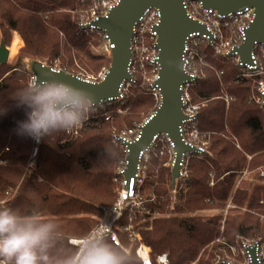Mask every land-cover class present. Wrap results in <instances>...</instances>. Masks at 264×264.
Wrapping results in <instances>:
<instances>
[{
	"label": "trees",
	"instance_id": "16d2710c",
	"mask_svg": "<svg viewBox=\"0 0 264 264\" xmlns=\"http://www.w3.org/2000/svg\"><path fill=\"white\" fill-rule=\"evenodd\" d=\"M76 7L75 0H0V41L3 38L9 45L15 31L23 42L15 66L0 62V201L8 199L7 207L22 215L39 211L54 219L68 244L70 238L93 229L104 216L100 207L113 200L118 148L112 142V126L120 129L122 122L132 126L148 113L158 94L147 80L156 74V67L148 63L140 67L136 60L129 99L91 113L72 140L64 132L42 137L32 156L31 137L17 134L29 109L18 107L15 95L32 78L21 59L56 60L59 69L83 76L110 64L109 58L91 51L97 33L80 32L71 19ZM224 34L232 37L229 29L224 28ZM204 60L210 66H199L189 94L193 103L202 105L196 124L199 136L209 135L207 155L189 157L188 176L173 205L181 215L148 220L147 228L135 224L152 257L167 253L170 264H216L240 240L264 239V181L256 174L264 168V111L252 98V81L241 76L232 56L211 49ZM117 108H127L122 119ZM103 112L112 113L113 120H105ZM150 162L154 167L159 163L155 156ZM158 169L149 172L145 181V190L156 195L145 207L151 213H167L172 202L171 173ZM245 170L252 177L242 176ZM149 193L144 192V197L149 198ZM228 202L235 207L224 216ZM208 209L217 213L196 215ZM120 236L135 252L139 242Z\"/></svg>",
	"mask_w": 264,
	"mask_h": 264
},
{
	"label": "built area",
	"instance_id": "2783aa9c",
	"mask_svg": "<svg viewBox=\"0 0 264 264\" xmlns=\"http://www.w3.org/2000/svg\"><path fill=\"white\" fill-rule=\"evenodd\" d=\"M75 1L77 2L75 11L79 16L76 22L78 30L87 34L97 33L101 41V45L94 48V53L97 55L111 56V50L114 47V44L108 40V36L103 31L99 30L96 22H98L101 17L106 16L109 11L120 2V0ZM184 7L188 17L195 19L200 24L204 25L205 31H196L190 33L184 43L182 57L184 61L183 70L189 75L190 80L186 81L180 87L181 100L184 107L183 111L185 115H187V119H185L182 125L179 127V132L182 135L185 143L189 144L190 146H196V152H187L182 154L181 160L179 162L180 178L176 181L174 187H172L171 184V195L177 194L176 192L181 190L184 185V182L188 176V161L190 155L195 154L198 157H203L207 154V142L205 140L197 142L199 131L196 123L200 105H196V103L193 104L189 94V88L191 84L198 78L197 70L199 65L198 68H196L195 63L197 60H204L206 53L211 49H214L216 54H220L222 56H232L235 63L241 69V76L252 81V98L254 102L258 104L264 111V44L254 42L253 49L250 52L249 62H242L237 51V49L246 39V30L255 19V9L253 7H245L238 11L223 15L215 10L204 7L202 2L193 0H185ZM159 22V10L155 8H149L143 13L138 21L134 23L132 37L133 55L130 63L131 73L136 60L140 62V67H143L144 63H148L151 66H155L157 69L156 59L158 56V51L154 45L157 37L156 26L159 24ZM224 28L229 29L232 34V37L226 41L223 40ZM108 67L109 66L104 67L96 76H78L88 81H99L107 75ZM153 77L155 78L156 74ZM130 82L134 81H125L120 87L119 96L109 98L108 100L103 101L101 104L96 105V108L93 112L96 113L97 109L103 108L107 103L122 102L125 100L128 95L127 90ZM116 111L121 112L120 109ZM102 116L105 120L111 119V115L105 112L102 113ZM87 121L82 127L72 130L70 133H67V135L76 136L85 127ZM141 124L142 123L134 126L133 128H126L115 136V141L121 148V158L118 162L114 178V181L116 182V191L112 202L107 206L100 207L104 213V216L100 219L98 224L107 223L111 226L112 241L117 245L125 246L120 236L122 234L127 237L130 243L135 241L139 242L135 248V253L140 258L141 264H170L167 253L157 254L152 257L150 247L140 241V234L133 222V216L136 212H141V210L143 211L145 217L147 215L150 217L153 214L148 209H146L145 203L154 201L156 195L150 193L148 194L150 197L146 198L143 194L145 181L148 178L147 165L150 164V154L154 152L155 157L158 160L165 157L166 161L161 162V166L171 170L176 161L174 155L175 144L170 139L168 134L162 133L155 135L153 137V142L148 147V149L140 152L139 160L136 165V172L131 177H128V175L124 173L128 165L127 155L129 152V149L125 144L138 139L139 133L141 131ZM31 139L34 147L33 155L35 156L37 154L41 139L39 142H37V140L32 137ZM248 174L250 173L246 170L242 172V175ZM256 174L260 180L264 181V168L258 169ZM210 185H213V182H210ZM231 207H234V205L229 202L226 205V211ZM221 229H223V226ZM74 238L75 237L68 240L70 244ZM230 249L241 257V261L239 263H234L228 259L218 257L216 264H249L251 262L250 250L253 251L257 264H264V239L259 238L254 240H240L237 245L231 246Z\"/></svg>",
	"mask_w": 264,
	"mask_h": 264
},
{
	"label": "water",
	"instance_id": "95a60500",
	"mask_svg": "<svg viewBox=\"0 0 264 264\" xmlns=\"http://www.w3.org/2000/svg\"><path fill=\"white\" fill-rule=\"evenodd\" d=\"M185 0H120L106 16L100 18L96 25L103 31L108 40L114 44L111 50L110 64L107 75L99 81H88L78 75L63 69H55L46 62L38 59L24 58L22 64L32 79L38 81L59 80L82 88L95 97L97 105L109 98L119 96L121 85L133 80L130 63L133 55L132 37L133 26L149 8L158 9L160 22L156 26L157 37L155 48L158 51L156 59L157 73L151 86L158 91L159 102L156 110L141 124V131L137 140L126 143L129 149L128 165L124 173L131 177L136 172V165L140 152L148 149L153 137L158 134H168L174 142L176 158L171 168V184L174 187L180 178L179 162L182 154L196 152V146L185 143L179 132V127L187 119L183 111L180 87L190 80L183 70V48L190 33L204 32V25L189 18L184 7ZM200 1L204 7L227 15L243 9L253 7L256 12L254 21L246 30V39L237 49L242 62L250 61V52L254 42L264 44V0H193ZM232 53V52H231ZM0 60H6V52L0 50ZM251 262L257 264L253 251Z\"/></svg>",
	"mask_w": 264,
	"mask_h": 264
},
{
	"label": "clouds",
	"instance_id": "9594fccd",
	"mask_svg": "<svg viewBox=\"0 0 264 264\" xmlns=\"http://www.w3.org/2000/svg\"><path fill=\"white\" fill-rule=\"evenodd\" d=\"M15 99L18 107L29 109L17 134L37 142L82 127L97 105L95 97L82 88L35 78ZM60 229L58 222L39 211L22 215L9 207L0 208V264H139L133 249L113 243L107 223L75 237L71 244Z\"/></svg>",
	"mask_w": 264,
	"mask_h": 264
},
{
	"label": "rangeland",
	"instance_id": "374dc122",
	"mask_svg": "<svg viewBox=\"0 0 264 264\" xmlns=\"http://www.w3.org/2000/svg\"><path fill=\"white\" fill-rule=\"evenodd\" d=\"M76 10V8L74 9V10H72L70 13H71V19L73 20V21H75V22H77V20H78V18H79V16H78V13L75 11ZM227 29V28H226ZM226 35L224 34V29H223V40L224 41H226V40H229V38L230 37H225ZM23 45V42H22V40L20 39V37L18 36V34L14 31V32H12V37H11V42H10V44L9 45H6L5 43H4V41H3V38H1V41H0V50H2V51H5L6 52V60L4 61V63H6V64H10V65H12V66H15L16 65V59H17V52H18V49L21 47ZM101 45V41L99 40V38H96V43L95 44H93V45H91L90 47H91V51L94 53V48L95 47H99ZM95 54V53H94ZM106 58H109L110 59V56H108V55H104ZM24 58H22L21 59V61H20V64H21V66L24 68V65L22 64V60H23ZM0 62H1V60H0ZM48 65H51L52 67H54V68H56V69H58V65H59V63H56V60H53V61H47L46 62ZM196 68H198V65L199 66H202V65H205V66H210L207 62H205V60H202V61H200V60H197L196 62ZM109 66V65H108ZM104 67H106V66H104ZM104 67H102L97 73H94V74H88V75H92V76H96ZM18 69V68H17ZM25 69V68H24ZM199 69L197 70V72H198V74H200L199 73ZM81 75H83L82 73H81ZM85 76L87 75V74H84ZM32 77V76H31ZM153 79H154V77L153 76H150L147 80H148V82L151 84L152 82H153ZM31 80H32V78H31ZM127 98L129 97H131V93L129 92V90H127ZM155 96H154V98H155V103L151 106V108H150V110L148 111V113H146V114H143L142 116H141V119L139 120V121H134L133 123H132V126H129L128 124H125L124 122H122L121 123V127H120V129H118L116 126H112V142L117 146V150H118V160H117V162H116V164H115V166H114V171H113V176H112V182L114 183V187H115V189H114V196H115V191H116V182L114 181V178H115V174H116V170H117V166H118V162H119V160H120V158H121V148H120V146L116 143V141H115V136L117 135V134H119V133H121L123 130H125L126 128H133L134 126H136V125H138V124H140V123H142L150 114H152L155 110H156V108H157V106H158V102H159V94H157L156 92H155V94H154ZM252 96H253V91H252ZM128 98V99H129ZM226 99H227V97H226ZM124 101V100H123ZM193 103V102H192ZM194 104V103H193ZM200 105V107H199V110H200V108H201V104H199V103H196V105ZM128 108V107H127ZM127 108L126 109H123V108H117V110L118 109H120L121 110V112H118V111H116V114H117V116L120 118V119H122V117L127 113ZM105 113H107V114H110L111 115V119H110V121H112L113 120V114L112 113H110V112H105ZM83 131V129L76 135V136H68V138L70 139V140H72V139H74V138H76V137H78L79 136V134L81 133ZM208 139H209V135L208 134H203L202 135V137L201 136H199L198 137V140H197V142H201V141H203V140H205L207 143H208ZM207 147H208V145L206 146V150H207ZM34 148V147H33ZM153 154V155H152ZM155 156V154H154V152H152L151 154H150V160H149V162L151 161V157L152 156ZM207 155V154H206ZM32 156L34 157V155H33V151H32ZM166 161V158L165 157H163L162 159H159L158 160V164L156 165V167H154V164H151V162H150V164L149 165H147V175H148V178H150V175H149V172H152V170H156L157 171V169L158 168H162V169H164V170H166V169H168V168H165V167H163V166H161V162H165ZM3 162L2 161H0V164H2ZM149 169H150V171H149ZM159 170V169H158ZM242 176H251L252 177V175H242ZM257 182H258V179L256 180ZM260 181V180H259ZM212 186V185H211ZM144 192L145 193H151V190L148 192V191H146L145 190V188H144ZM172 191L171 190H169V194L171 193ZM149 193V194H150ZM176 193H178V191L176 192ZM177 194H175V195H171V199H172V202H171V207H170V210H168L169 212H167V213H159V212H157V213H153L149 218H147V217H145V215H144V213H143V211L141 210V212H136L135 214H134V216H133V222H134V224H138V225H141L143 228H147L148 227V225H144V224H146L147 223V221L149 220V222L151 223V221L153 220V219H155V218H159V217H169V216H178V215H181L182 213H180V212H177L176 210H175V208H173V205H175L174 203H177L178 202V200H177V198H175V196H176ZM114 198V197H113ZM8 199H4V200H2V201H0V208H3V207H7V204H6V201H7ZM209 201V200H208ZM112 202V201H111ZM229 203V202H228ZM227 203V204H228ZM231 203V202H230ZM233 205V204H232ZM234 207H235V205H234ZM231 208H233V207H231ZM227 212H228V210L226 211V209H224L223 210V215L225 216L226 214H227ZM215 213H217V211H216V209H211V210H198V211H196V215L197 216H201V217H203V218H205V217H207V216H211V215H213V214H215ZM101 219V218H100ZM100 219H99V221H100ZM98 221V222H99ZM98 224V223H97ZM222 226H223V222H222ZM150 228V227H149ZM220 230H221V232H222V230L223 229H221V227H220ZM259 238H261V237H259ZM259 238H257V239H259ZM261 239H263V238H261ZM249 240H251V239H249ZM254 240V239H253ZM222 258H225V259H228V260H230V261H233L234 263H239L240 261H241V257L238 255V254H235V252H233L232 250L230 251V253L229 254H227L225 257H222ZM192 264H194V263H192Z\"/></svg>",
	"mask_w": 264,
	"mask_h": 264
}]
</instances>
